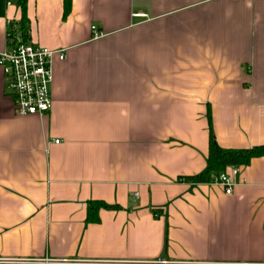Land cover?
<instances>
[{"label":"crops","instance_id":"crops-1","mask_svg":"<svg viewBox=\"0 0 264 264\" xmlns=\"http://www.w3.org/2000/svg\"><path fill=\"white\" fill-rule=\"evenodd\" d=\"M19 1L0 0V52ZM26 28L66 57L43 117L17 115L0 68V264H264V157L231 195L185 181L209 167V114L221 148L264 145V0H73L67 17L27 0Z\"/></svg>","mask_w":264,"mask_h":264},{"label":"built area","instance_id":"built-area-1","mask_svg":"<svg viewBox=\"0 0 264 264\" xmlns=\"http://www.w3.org/2000/svg\"><path fill=\"white\" fill-rule=\"evenodd\" d=\"M13 24L12 21L7 24L8 49L0 52V68L7 79V89L15 100L19 117L46 116L53 107L52 64L57 57L64 61L65 52L23 43L13 29ZM92 30L94 38L102 36L96 27ZM239 170L238 167H232L229 171L219 173L213 177L211 184L222 187L227 195H231L235 186L232 175H236Z\"/></svg>","mask_w":264,"mask_h":264},{"label":"trees","instance_id":"trees-1","mask_svg":"<svg viewBox=\"0 0 264 264\" xmlns=\"http://www.w3.org/2000/svg\"><path fill=\"white\" fill-rule=\"evenodd\" d=\"M73 0H64V15L67 17L72 9ZM19 6L22 9L23 18L18 25L17 33L23 39V43H27L28 30L26 28L27 22V0H20ZM15 27V24H14ZM210 123V139H209V167L205 173L198 177L185 179V181H196L200 183H211L213 177L219 173L227 171L232 167L249 166L256 158L264 157V145L245 150L223 149L221 148L212 131V117L209 114ZM102 208H108L103 202L92 201L88 204V222L99 223V211Z\"/></svg>","mask_w":264,"mask_h":264}]
</instances>
